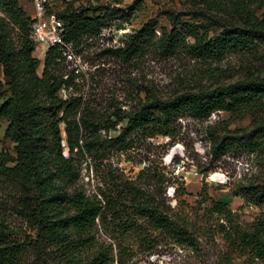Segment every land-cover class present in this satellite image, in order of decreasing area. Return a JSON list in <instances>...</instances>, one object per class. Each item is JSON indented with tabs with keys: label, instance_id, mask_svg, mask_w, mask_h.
<instances>
[{
	"label": "trees",
	"instance_id": "trees-1",
	"mask_svg": "<svg viewBox=\"0 0 264 264\" xmlns=\"http://www.w3.org/2000/svg\"><path fill=\"white\" fill-rule=\"evenodd\" d=\"M182 1L190 8L214 13L213 23L221 32L211 38L208 25L179 22L178 16L170 14L169 29L160 28L156 34V23H148L127 34L120 48L105 54L129 65L148 52L165 59L186 55L200 63L264 52V0ZM139 8V2L133 4L126 16ZM107 17V12L97 16L90 9L65 10L57 16L72 51L97 38ZM30 25L17 0H0V127L2 121L7 123L4 138L13 145L12 153L0 150V192L4 195V201L0 200V264H23L30 251L35 264H122L125 247L119 244L128 241L145 250L166 242L199 255V236L206 233L187 220L169 216L140 188L127 185L111 196L101 194V199L76 189L80 179L76 156L102 160L107 150L126 152L140 137L171 138L178 120L204 121L220 113L229 114L232 121L250 119V131L230 140L244 141L241 145L248 153L264 155V56L258 58L262 67L254 77L198 92L182 87L168 97L141 89L135 109L105 116L95 114L71 93L79 75L76 69L75 75L61 71L66 60L60 48L46 52L38 75L35 45L28 38ZM118 126L116 138H100L99 132ZM227 139L219 141L211 135L213 156L232 144H226ZM241 189L248 205L264 209V183ZM206 215L222 221L217 234L225 251L216 264H232V255L264 261V215L247 228L223 204L211 202ZM98 226L115 236L116 259L113 246L97 244Z\"/></svg>",
	"mask_w": 264,
	"mask_h": 264
},
{
	"label": "rangeland",
	"instance_id": "rangeland-1",
	"mask_svg": "<svg viewBox=\"0 0 264 264\" xmlns=\"http://www.w3.org/2000/svg\"><path fill=\"white\" fill-rule=\"evenodd\" d=\"M17 1L25 16L30 18L34 11L32 0ZM46 2V8L56 16L65 10L90 9L97 16L107 12L101 34L82 49L72 51L76 61L71 64L65 62L61 66L63 73L73 71L75 75L74 69L77 70L79 76L74 81L72 92L71 89L69 92L81 97L85 106L98 115L109 116L115 110L130 112L135 109L138 104L136 93L141 89L168 97L184 87L194 92L214 89L254 77L261 71L262 61L258 58L264 56L262 50L258 55L231 54L207 63L196 62L186 55L165 59L148 52L129 65L105 54L108 50L120 48L127 34L137 32L148 23H156V34H160V28L169 29L172 26L168 18L170 14L178 16L179 22L208 25L211 38L221 32L213 23L214 13L201 7L190 8L182 0ZM138 2L140 8L126 16L129 8ZM45 54L35 47L33 57L39 61L38 75L42 72ZM65 95L66 92L62 91L61 96L65 98ZM6 127L7 123L2 121L0 150L12 153L13 145L4 138ZM250 128V119L232 121V117L225 113L213 114L204 121L184 118L175 124L171 138L140 137L126 152L107 150L102 160L89 155L76 156L80 172L76 189L88 197L101 199V194L111 196L112 192L127 185L140 188L169 216L187 220L206 233L199 236L201 253L197 256L163 241L161 246L152 250L139 249L133 241L120 243L119 246L125 247L122 264H216L225 246L222 236L217 234L218 224L222 221H218L216 216H205L211 202L225 205L244 228L256 217L264 215V209L248 205L240 193L243 187L264 183V155L250 154L241 145L244 141L230 140L238 139ZM119 130L118 126L108 133L101 131L99 136L104 140L113 139L119 135ZM211 135L219 141L229 136L224 142L232 144L221 155L213 156ZM1 199L4 201L2 192ZM96 231L97 244L113 246V258L116 259L118 249L112 240L115 236L111 235V230L98 226ZM232 259V264H264V261L250 262L242 255H232ZM35 260L34 253L30 251L23 264H35Z\"/></svg>",
	"mask_w": 264,
	"mask_h": 264
},
{
	"label": "built area",
	"instance_id": "built-area-1",
	"mask_svg": "<svg viewBox=\"0 0 264 264\" xmlns=\"http://www.w3.org/2000/svg\"><path fill=\"white\" fill-rule=\"evenodd\" d=\"M46 0H32L33 15L30 17L31 25L29 40L41 49V52H47L51 48H60L62 58L67 63L76 61L72 55L71 46L64 41V28L55 13L46 8Z\"/></svg>",
	"mask_w": 264,
	"mask_h": 264
}]
</instances>
